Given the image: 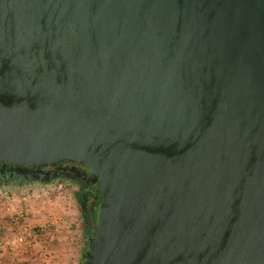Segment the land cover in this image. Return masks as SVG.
Here are the masks:
<instances>
[{"label":"water","instance_id":"obj_1","mask_svg":"<svg viewBox=\"0 0 264 264\" xmlns=\"http://www.w3.org/2000/svg\"><path fill=\"white\" fill-rule=\"evenodd\" d=\"M82 164V264H264V0H0V163Z\"/></svg>","mask_w":264,"mask_h":264},{"label":"rangeland","instance_id":"obj_2","mask_svg":"<svg viewBox=\"0 0 264 264\" xmlns=\"http://www.w3.org/2000/svg\"><path fill=\"white\" fill-rule=\"evenodd\" d=\"M15 191L14 189L20 204L14 205L23 206L17 209V213L24 215L19 221L16 214L12 215L13 225L1 226L0 223V242L11 239L21 232L22 226H27L44 243L41 251L33 247L27 249L26 253L7 251L6 264H82L81 257L86 247L78 210L73 200V187L68 183L55 181L49 184L25 185L19 187L18 192ZM6 196L9 197L7 194ZM66 231L71 234L69 237L64 234ZM50 238L53 240L49 241ZM49 255L51 259L47 262L43 257ZM23 256H27L28 260H19Z\"/></svg>","mask_w":264,"mask_h":264},{"label":"flooded vegetation","instance_id":"obj_3","mask_svg":"<svg viewBox=\"0 0 264 264\" xmlns=\"http://www.w3.org/2000/svg\"><path fill=\"white\" fill-rule=\"evenodd\" d=\"M20 166L0 163V187L19 188L25 185L40 184L37 179H32L28 173H18ZM30 171L40 169L48 172L46 184L62 181L73 187V200L78 210V220L82 225L83 241L86 249L83 257L89 251L88 239L91 236V223L95 217V210L99 198L98 182H94L87 168L78 163L61 161L51 166L28 168Z\"/></svg>","mask_w":264,"mask_h":264},{"label":"crops","instance_id":"obj_4","mask_svg":"<svg viewBox=\"0 0 264 264\" xmlns=\"http://www.w3.org/2000/svg\"><path fill=\"white\" fill-rule=\"evenodd\" d=\"M14 189L16 190L15 192H18L17 191L18 188L0 187V223H1V226H5V225L8 226L9 224H12V221H11L12 218H11V216L12 215H15V214L17 215L18 214L17 213V209H20V208L23 207V206L20 207L18 205H14V203L20 204V201L17 200L19 196L17 195V193H14L13 192ZM6 194L9 195L10 199L11 198L12 199L9 200V197H7ZM64 234L68 235V237H69V234L70 233L68 231H66ZM52 240L53 239L50 238L49 241H52ZM42 241L43 240L38 239V241L35 242L33 248L34 249L37 248V251H41L42 244L44 243V242L41 243ZM0 243H2V241ZM83 243H84V241H83ZM7 251L8 250L0 247V264H6L5 260L7 259V255H6ZM9 252H11V251H9ZM21 252L26 253V250L19 251V253H21ZM21 259L23 261H26V260H28V257L27 256H23V257H20L19 260H21Z\"/></svg>","mask_w":264,"mask_h":264},{"label":"built area","instance_id":"obj_5","mask_svg":"<svg viewBox=\"0 0 264 264\" xmlns=\"http://www.w3.org/2000/svg\"><path fill=\"white\" fill-rule=\"evenodd\" d=\"M24 214H22L21 212L18 213L17 216V220H21ZM37 235H35L32 232L31 228H28L27 226H22L21 227V232H19V234H17L16 236L12 237L11 239H7L2 241V243H0V247L11 251V252H18L21 250H27L29 248H32L35 244L36 241H38L37 239ZM47 262L50 261L51 257L50 255L48 257H43Z\"/></svg>","mask_w":264,"mask_h":264}]
</instances>
